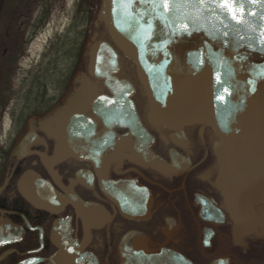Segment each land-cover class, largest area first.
I'll list each match as a JSON object with an SVG mask.
<instances>
[{"label":"flooded vegetation","instance_id":"1","mask_svg":"<svg viewBox=\"0 0 264 264\" xmlns=\"http://www.w3.org/2000/svg\"><path fill=\"white\" fill-rule=\"evenodd\" d=\"M8 1L9 53L0 56V264H63L69 250L98 264H126L128 253L139 264H264V202L251 207L255 225L241 232L230 206L254 169L252 156L237 160V129L219 118L151 122L135 64L105 22L87 44V79L65 80L52 94L39 79H14L58 0L40 2L34 18L25 0H17L22 10ZM72 5L97 9L99 0ZM99 41L118 56L119 88L90 75ZM73 115L81 117L71 137Z\"/></svg>","mask_w":264,"mask_h":264},{"label":"water","instance_id":"2","mask_svg":"<svg viewBox=\"0 0 264 264\" xmlns=\"http://www.w3.org/2000/svg\"><path fill=\"white\" fill-rule=\"evenodd\" d=\"M102 3L112 42L135 64L151 122L171 126L219 118L237 129L232 135L237 160L252 156L254 161L248 163L254 169L229 200L238 231L251 228L255 225L251 207L264 202V0ZM90 53L91 77L110 89L121 87L116 52L99 41ZM80 117L70 118L71 137ZM224 159L231 162L222 155ZM63 257V264H98L92 256L75 251ZM124 260L139 264L129 253ZM155 262L158 259L151 258L144 264Z\"/></svg>","mask_w":264,"mask_h":264},{"label":"rangeland","instance_id":"3","mask_svg":"<svg viewBox=\"0 0 264 264\" xmlns=\"http://www.w3.org/2000/svg\"><path fill=\"white\" fill-rule=\"evenodd\" d=\"M42 1L31 0V5H29V0H25L24 8L28 10L31 7L30 17L34 18L39 15ZM73 2L74 0H67V3L58 0L50 5L51 10L46 15L44 24L40 26L35 35H32L27 56L22 60L23 70L14 79L30 81L39 79L45 83V92L48 94L58 91V87L62 86L65 80H80L78 73L74 75L75 51L83 42L85 31L91 38L95 31H99V27L88 22L90 16L88 12H91L93 16L95 7L73 6ZM12 5L14 8H19L18 10L23 9L17 0H14ZM9 8L8 0H4V3L0 5V56L5 55V57L9 52H4L8 46V39L3 37L7 25L3 23L9 16ZM3 79L6 80V76H3ZM14 106H19V104Z\"/></svg>","mask_w":264,"mask_h":264},{"label":"trees","instance_id":"4","mask_svg":"<svg viewBox=\"0 0 264 264\" xmlns=\"http://www.w3.org/2000/svg\"><path fill=\"white\" fill-rule=\"evenodd\" d=\"M2 2L4 3V0H0V5L2 4ZM88 13L90 15L88 17L89 24L93 23L96 27H99L98 36H100V34L106 30L102 15L103 14L102 0H99V7L95 10L93 16L91 15V12ZM90 41H92V39L90 38L89 34H86L85 31L83 42L81 43V45H79L78 50L75 51L76 59L74 62V67H75L74 75L78 73L80 76L79 79L88 78L87 61H88L89 51H87V44Z\"/></svg>","mask_w":264,"mask_h":264},{"label":"bare ground","instance_id":"5","mask_svg":"<svg viewBox=\"0 0 264 264\" xmlns=\"http://www.w3.org/2000/svg\"><path fill=\"white\" fill-rule=\"evenodd\" d=\"M116 77H117V75H116ZM118 78V77H117Z\"/></svg>","mask_w":264,"mask_h":264}]
</instances>
